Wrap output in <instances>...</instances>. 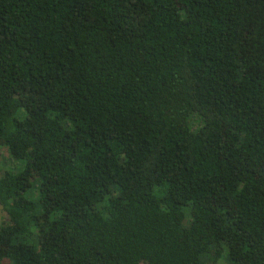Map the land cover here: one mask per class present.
Wrapping results in <instances>:
<instances>
[{"label":"trees","instance_id":"16d2710c","mask_svg":"<svg viewBox=\"0 0 264 264\" xmlns=\"http://www.w3.org/2000/svg\"><path fill=\"white\" fill-rule=\"evenodd\" d=\"M2 148L0 264H264V0H0Z\"/></svg>","mask_w":264,"mask_h":264},{"label":"rangeland","instance_id":"374dc122","mask_svg":"<svg viewBox=\"0 0 264 264\" xmlns=\"http://www.w3.org/2000/svg\"><path fill=\"white\" fill-rule=\"evenodd\" d=\"M0 156L1 157H3L5 160L7 159L6 157H7V151H6V149L5 148H2L1 150H0ZM8 164H11L10 162H8V160H6V165H8ZM186 218H184V222H185V224H187V222H188V220H189V215H187L186 214V216H185ZM4 218V211H3V209H2V207H1V205H0V222H1V220Z\"/></svg>","mask_w":264,"mask_h":264}]
</instances>
